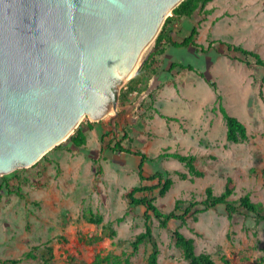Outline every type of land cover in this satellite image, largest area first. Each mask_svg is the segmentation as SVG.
Segmentation results:
<instances>
[{"label":"rangeland","instance_id":"1","mask_svg":"<svg viewBox=\"0 0 264 264\" xmlns=\"http://www.w3.org/2000/svg\"><path fill=\"white\" fill-rule=\"evenodd\" d=\"M194 25L199 42L229 41L264 59V0H211L173 24L176 37L182 39ZM153 48L154 42L140 63ZM174 50L168 46L157 57L156 70L144 68L138 90L126 103L119 96L133 77L119 86L115 112L99 120L82 119L85 145L77 147L67 139L37 165L5 174L19 175L20 182L13 183L21 189L20 194L0 190V259L98 264V252L132 250L135 236L145 229V209L130 206L124 192L139 183L141 158L109 147L125 133L126 146L153 158L145 162L146 175L160 170L173 179L165 194L153 192L164 210L178 199L203 198L208 186L221 193L229 176L237 185L233 199L250 193L264 203V67L220 42L206 52L190 46L171 56ZM172 62L192 64L204 76L179 66L171 69ZM220 103L248 125V139H227ZM164 150L194 153L202 174L192 173L177 159L161 157ZM92 214L101 221H92ZM118 217L123 219L117 221ZM154 224L160 264H189L175 246L174 227L193 236L197 249L209 252L218 264H226L222 255L231 264H252L264 255V223L256 224L243 213L230 216L222 206L191 214L185 224ZM151 251L149 242L141 243L133 264H149Z\"/></svg>","mask_w":264,"mask_h":264},{"label":"water","instance_id":"2","mask_svg":"<svg viewBox=\"0 0 264 264\" xmlns=\"http://www.w3.org/2000/svg\"><path fill=\"white\" fill-rule=\"evenodd\" d=\"M183 0H0V176L117 110ZM131 74V75H130Z\"/></svg>","mask_w":264,"mask_h":264},{"label":"trees","instance_id":"3","mask_svg":"<svg viewBox=\"0 0 264 264\" xmlns=\"http://www.w3.org/2000/svg\"><path fill=\"white\" fill-rule=\"evenodd\" d=\"M209 1L211 0H183L173 9L172 14L167 17L161 31L154 41L153 51L145 60L139 72L129 80L127 87L124 88L120 93L119 100L121 103H126L128 101L129 94L138 90L144 75V68L147 65L152 66L153 70H156L155 68L159 64L157 57L164 55L168 46L176 48L194 46L197 49L206 52L213 48L216 42H220L225 44L228 49H234L235 51L243 53L246 57H252L256 64L264 67V59L262 55L259 52L243 47L242 45H236L229 41H223L220 39L211 40L208 42V44L199 42L196 38L199 33L197 25H194L189 34L184 36L182 39H178L176 37L173 24H177V22L185 17L193 16L196 11L205 7ZM178 66L204 76V74L192 64L172 62L170 68L174 69ZM219 109L226 120L227 139L233 142H239L248 139V125L239 117L230 113L226 106H224L222 103H220ZM161 116L170 118L164 114H161ZM90 127L92 126L90 125ZM127 137L128 136L125 133L124 137L116 140L115 144L113 146L110 145L109 147L113 149L114 152H127L138 155L141 158L138 167L140 181L138 184L128 188L124 192V196L130 206L143 207L145 209V229L135 236V239L132 241V250L124 249L119 252L109 251L106 254L98 252L95 256L96 263L133 264V256L140 249L141 243L147 241L152 245V251L149 255L148 263L160 264V246L154 232V222L156 220L158 221L159 227L169 228L174 221H179L181 224H185L187 223L188 216L191 214L222 206L226 213H228L230 216L236 213H243L249 220L256 224L264 223L263 202L255 201L250 193H245L238 199L232 198L237 185L234 178L231 176L227 178L225 188L221 193H216L212 187L208 186L205 190V195L203 198H193L192 200L178 199L173 208L168 211L164 210L156 202V196L153 195V192L156 189H159V193L161 195L165 194L173 184V179L170 176L165 175L164 172L160 170L154 174L146 175L144 170L145 162L152 160L153 158H151L140 148L126 146L123 141ZM103 139L104 136H102V140ZM70 141L77 147L86 144V135L83 124H81L76 132L71 136ZM160 156L177 159L178 161L185 163L192 173L197 175L202 174V170L196 163V155L194 153H184L177 150H164L160 153ZM38 163L39 161L33 166L37 165ZM14 179H17L18 183L21 180L20 176L17 174H14L12 177L7 175L0 176V190H4L7 193L20 194L19 191L21 188L19 186L15 188V184L13 183ZM155 180L157 181L156 183H148ZM90 219L97 222L101 221V217L94 218L93 214L91 215ZM122 219V217H118L117 221H121ZM171 231L176 248L181 252L182 257L186 259L189 264H218L217 260L209 252L205 250L199 251L197 249L196 241L193 236L186 234L180 229V227L171 228ZM20 261L21 260L16 259H0V264H19ZM222 261L226 264H231V261L226 255H222ZM40 264L51 263H49V261H43ZM252 264H264V255L260 257L257 262Z\"/></svg>","mask_w":264,"mask_h":264},{"label":"crops","instance_id":"4","mask_svg":"<svg viewBox=\"0 0 264 264\" xmlns=\"http://www.w3.org/2000/svg\"><path fill=\"white\" fill-rule=\"evenodd\" d=\"M175 50L174 52L171 54L172 55H178L179 53H185V51H187L186 49L188 47H180L179 49H176V47H173Z\"/></svg>","mask_w":264,"mask_h":264},{"label":"bare ground","instance_id":"5","mask_svg":"<svg viewBox=\"0 0 264 264\" xmlns=\"http://www.w3.org/2000/svg\"><path fill=\"white\" fill-rule=\"evenodd\" d=\"M144 53H145V52H144ZM144 53H143V54H144ZM140 60H141V59H140ZM140 60L138 61V63H137V65H136L135 69L137 68L138 64H140ZM130 75H131V74H130ZM113 112H115L114 107H113L110 111H108V114L110 115V114H112ZM108 114H107V115H108ZM83 118H84V117H83ZM65 140H67V139H65ZM65 140H64V141H65Z\"/></svg>","mask_w":264,"mask_h":264}]
</instances>
